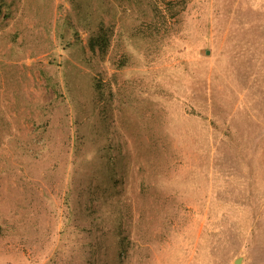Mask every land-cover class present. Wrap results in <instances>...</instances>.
<instances>
[{"label": "rangeland", "instance_id": "1", "mask_svg": "<svg viewBox=\"0 0 264 264\" xmlns=\"http://www.w3.org/2000/svg\"><path fill=\"white\" fill-rule=\"evenodd\" d=\"M0 264H264V0H0Z\"/></svg>", "mask_w": 264, "mask_h": 264}, {"label": "trees", "instance_id": "2", "mask_svg": "<svg viewBox=\"0 0 264 264\" xmlns=\"http://www.w3.org/2000/svg\"><path fill=\"white\" fill-rule=\"evenodd\" d=\"M94 44H95V43H94ZM103 44H104V43H103ZM103 44H99L98 46L102 48V47H103Z\"/></svg>", "mask_w": 264, "mask_h": 264}]
</instances>
